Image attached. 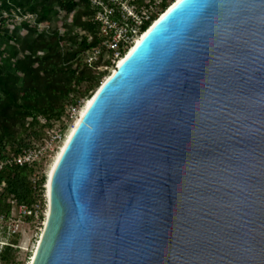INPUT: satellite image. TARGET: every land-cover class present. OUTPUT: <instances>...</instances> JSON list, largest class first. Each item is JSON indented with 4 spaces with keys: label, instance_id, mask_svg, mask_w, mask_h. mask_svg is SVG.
Instances as JSON below:
<instances>
[{
    "label": "water",
    "instance_id": "water-1",
    "mask_svg": "<svg viewBox=\"0 0 264 264\" xmlns=\"http://www.w3.org/2000/svg\"><path fill=\"white\" fill-rule=\"evenodd\" d=\"M133 47L47 175L32 264H264V0H175Z\"/></svg>",
    "mask_w": 264,
    "mask_h": 264
},
{
    "label": "trees",
    "instance_id": "trees-1",
    "mask_svg": "<svg viewBox=\"0 0 264 264\" xmlns=\"http://www.w3.org/2000/svg\"><path fill=\"white\" fill-rule=\"evenodd\" d=\"M9 1L37 14L38 20L13 22L23 29L21 35L9 31L8 19L0 22V159L44 143L51 130L67 129L71 109L83 105L109 75L88 64L101 43L94 20L98 8L89 0H0V15ZM174 1L166 0L163 9ZM63 11L73 15L64 30L46 33L38 28V22ZM103 55L95 67L110 64ZM36 167L17 165L0 172V213L11 214V200L45 202V176L36 183L31 179ZM18 238H8L10 244L0 250V264L10 261Z\"/></svg>",
    "mask_w": 264,
    "mask_h": 264
},
{
    "label": "built area",
    "instance_id": "built-area-1",
    "mask_svg": "<svg viewBox=\"0 0 264 264\" xmlns=\"http://www.w3.org/2000/svg\"><path fill=\"white\" fill-rule=\"evenodd\" d=\"M98 9L94 20L99 24L101 43L88 57V64L93 68L99 56L107 54L110 64L104 65V70L117 67L123 56L136 44L137 40L151 27L156 19L165 11L166 0H89ZM6 13L0 15V22L6 18ZM26 18H33V15ZM21 20H23L21 18ZM110 72V73H111ZM82 105L70 111V119L77 117ZM67 120V123L68 121ZM62 127L48 132V139L37 146L24 149L19 153L10 152L0 159V172L6 167L39 165L53 157L66 137ZM35 180V179H32ZM45 202L36 201L32 204L11 200V214L0 213V250L9 245L8 238L22 233L24 225L33 220L40 222L46 217Z\"/></svg>",
    "mask_w": 264,
    "mask_h": 264
},
{
    "label": "rangeland",
    "instance_id": "rangeland-1",
    "mask_svg": "<svg viewBox=\"0 0 264 264\" xmlns=\"http://www.w3.org/2000/svg\"><path fill=\"white\" fill-rule=\"evenodd\" d=\"M2 13H6L5 17L6 19L9 20V23H8L10 24L9 31L12 33L17 32L19 35L23 34L24 31L19 25H17V27L12 25L13 22L20 23L21 21L30 20V18H26V17L31 16V15H33V18L36 21L38 20L37 14H32V12L25 11L24 8L20 6L18 7L10 1L8 4V7L4 9ZM21 18L23 20H21ZM72 22H73V15L63 11L59 13L57 17H54L52 19L43 20L41 22H38L37 25L39 29H44L46 33H49V31H51L52 29H56V28H59L60 30H64V25H67V24L71 25ZM75 29L76 31L79 30V28H75ZM105 51L106 50L103 49V52H104L103 56H104V60L105 59L107 60V54L105 53ZM104 65L105 64L103 63L100 65V68H95V69H97L98 71L100 69L104 70ZM111 70H108L109 74ZM104 78H102V80ZM76 118L77 117H74L73 119H70L68 121L67 129H65L66 135L68 131L73 127L76 121ZM58 150L53 155V157L43 161L42 163L37 165V167L34 169V172L31 175V179H35V180H32L34 183L38 182L45 176L44 186L46 185L47 175H48L50 166L53 162V159L56 157ZM44 192H46V189ZM45 194L46 193L43 194L44 197H45ZM44 225H45V219H41L40 222L29 220L28 223H26L24 227H22L23 232L19 234L18 245H17V248H14V252L11 255L10 261L4 264H28L29 261L32 260L33 258L34 251L36 249V245L38 244V241L44 229Z\"/></svg>",
    "mask_w": 264,
    "mask_h": 264
},
{
    "label": "bare ground",
    "instance_id": "bare-ground-1",
    "mask_svg": "<svg viewBox=\"0 0 264 264\" xmlns=\"http://www.w3.org/2000/svg\"><path fill=\"white\" fill-rule=\"evenodd\" d=\"M170 5H172V3H171ZM170 5H169V6H170ZM169 6H168V7H169ZM165 11H166V10H165ZM165 11H163V13H164ZM163 13H162L160 16H162ZM160 16H159V17H160ZM159 17H158V18H159ZM158 18H157V19H158ZM157 19H156V20H157ZM144 35H145V33H144V34H143V35L137 40L136 44L140 42V40L142 39V37H143ZM133 46H134V45H133ZM133 48H134V47H132V48L130 49L129 53L132 51ZM127 53H128V52H127ZM124 58H125V56L122 57V59L120 60L119 64L122 63V61L124 60ZM119 64H118V65H119ZM111 73H112V72H111ZM111 73H110L109 75H107L106 78H107L108 76H110ZM106 78H105V79H106ZM100 85H101V84H100ZM93 94H94V93H93ZM93 94H92V95H93ZM91 101H92V96L89 97V98H87V99L84 101V103H83V105H82V107H81V109H80V112L78 113V116H77V118H76V121H75L73 127L68 131V133H67V135H66V137H65V139H64V141H63V143L60 145V147H59L60 149L58 150V153H57L56 157L53 159V162H52V164H51V166H50V169H49V172H48V178H49V179H50V177H51V174H52V172H53V169H54V167H55V165H56V163H57V161H58V159H59V157H60V155H61V153H62L64 147H65V145L67 144L68 139L70 138L72 132L74 131V129L76 128L77 124H78L79 121L81 120L82 115H83L84 112L86 111V109H87V107L89 106V104L91 103ZM46 185H47V190H48L47 194H49L50 184H49L47 181H46ZM46 213L48 214V207H46ZM45 223H46V218H45ZM39 240H40V239H39ZM38 242H39V241H38ZM37 245H38V244H37ZM37 245H36V248H37ZM35 251H36V249H35ZM35 251H34V254H35ZM28 264H32V260H30Z\"/></svg>",
    "mask_w": 264,
    "mask_h": 264
}]
</instances>
